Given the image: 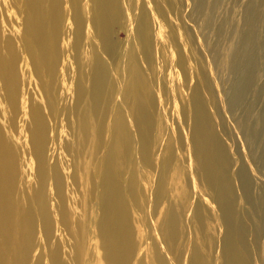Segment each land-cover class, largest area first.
<instances>
[{"label":"rangeland","instance_id":"rangeland-1","mask_svg":"<svg viewBox=\"0 0 264 264\" xmlns=\"http://www.w3.org/2000/svg\"><path fill=\"white\" fill-rule=\"evenodd\" d=\"M119 1L124 14L120 24L110 30L115 53L110 56L91 29L93 2L81 0L78 15L89 34L88 44L99 49L107 68L104 113L98 122L107 126L119 113L131 129L130 153L122 156V171L114 177L123 187L136 232L129 264H159L154 258L156 250L166 264H236L238 259L241 264H264V0ZM62 6L66 33L60 64L62 69L69 66L73 75L76 67L68 55L75 35L73 10L68 0ZM142 42L147 43L148 57L142 55ZM137 69L146 80L140 97L149 117L146 134L152 165L140 159L139 126L132 111L136 99L128 92V86L135 84ZM58 75L54 88L60 92L67 84L63 70ZM67 101L74 104L75 96H68ZM196 103L206 120L201 143L195 132ZM86 107H82L85 111L80 119L83 132L90 123L95 125L93 117L86 121ZM58 133L62 139L68 137L64 119ZM93 138L89 135L87 149L96 146L98 141ZM111 138V132L102 136L104 148L111 145ZM77 149L65 157L62 153L66 175L76 172ZM204 152L209 155L212 175L221 182L226 168L231 175L235 193L230 197L233 205H228L230 220L228 208L220 200V195L229 198L227 189L223 182L218 186L210 181L200 159ZM214 157L220 163H214ZM17 159L26 160L27 153L20 151ZM166 161L168 196L157 202L160 180L166 177L161 164ZM101 174H91L93 192L87 191L81 173L79 186L66 180L67 213L81 242L76 264H107L99 233ZM29 207L37 210L34 205ZM169 207L179 219L173 246L158 234L162 214ZM227 239L235 248L229 258Z\"/></svg>","mask_w":264,"mask_h":264},{"label":"bare ground","instance_id":"bare-ground-1","mask_svg":"<svg viewBox=\"0 0 264 264\" xmlns=\"http://www.w3.org/2000/svg\"><path fill=\"white\" fill-rule=\"evenodd\" d=\"M68 1L73 10L75 30L69 45L71 54L68 53L76 67L74 77L69 66L62 69L60 64L62 39L66 33L63 0H0V264H15V261L19 264H76L81 242L76 234V225L67 213L63 191L66 180L79 186L78 173H81L87 191H94L91 174L95 171L102 173L99 233L105 261L107 264H129L134 252L136 232L129 206L122 185L114 178L118 171H122V156L130 153L131 129L119 113L107 126L102 127L98 122L104 113L103 88L107 68L99 56V49L88 44L89 34L83 30L84 21L78 15L81 0ZM91 1L94 10L91 29L95 36L102 39L101 47L105 46L110 56L115 54L109 40L110 30L113 25L120 24L124 14L121 15V2ZM143 25L142 17L140 28ZM140 49L142 55L148 57L147 43L142 42ZM129 58L132 59L131 56ZM62 70V79L67 86L57 92L54 82ZM136 72L135 84L128 86V92L136 99L132 111L139 126L140 159L152 165L153 156L146 134L149 117L147 106L143 105L140 97L146 80L138 69ZM71 95L75 96L72 105L67 101ZM198 105L196 103L198 120L195 132L198 143H201L206 120L199 114ZM86 106L89 107L86 121L89 123L93 117L95 122L94 126L90 123L86 127L87 133L80 125L84 114L82 107ZM61 119L66 123V139L58 133ZM105 132L112 134L109 148H104L101 143ZM86 134L94 135L93 139L98 141L94 149L86 148L89 139ZM73 149H77L78 165L72 176L65 173L67 166L62 153L64 157L71 155ZM102 149L106 150L104 154ZM20 151L27 153L26 160L17 159ZM216 157L214 163L218 164L220 160ZM200 159L210 181L218 186L223 182L227 189L229 198L224 200L219 195L228 208L230 220V197L235 193L230 182L231 175L226 168L221 182L212 175L209 155L204 152ZM161 165L166 177L160 180L157 202L168 196V162ZM130 183L135 198L134 181ZM30 205L36 206L37 210L30 209ZM159 224L158 234L162 241L173 246L179 235L178 215L169 207L162 214ZM15 238L17 241H14ZM228 240L225 242L227 258L235 252ZM160 253L156 250L154 258L159 264H166ZM239 261L236 264H241Z\"/></svg>","mask_w":264,"mask_h":264}]
</instances>
